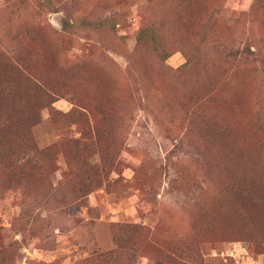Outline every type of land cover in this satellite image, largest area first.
Returning <instances> with one entry per match:
<instances>
[{
    "label": "rangeland",
    "instance_id": "374dc122",
    "mask_svg": "<svg viewBox=\"0 0 264 264\" xmlns=\"http://www.w3.org/2000/svg\"><path fill=\"white\" fill-rule=\"evenodd\" d=\"M2 53L0 264H264V0H0Z\"/></svg>",
    "mask_w": 264,
    "mask_h": 264
},
{
    "label": "trees",
    "instance_id": "16d2710c",
    "mask_svg": "<svg viewBox=\"0 0 264 264\" xmlns=\"http://www.w3.org/2000/svg\"><path fill=\"white\" fill-rule=\"evenodd\" d=\"M137 42L141 44L149 43L158 57L167 59L166 44L154 26H146L141 29L137 34ZM34 79L23 67L10 60L5 54H0V147H3L9 153L8 160L12 162L10 165H15L17 162V159L15 161L10 157V154H15L11 149L13 141L21 139L26 143L29 140L35 144L32 128L41 120L40 108L37 106L40 101L25 100L26 105L21 107L19 104L20 98L13 96L12 91L19 88L20 84H24L29 90L37 93L36 97H44L45 100H49V95L45 93L42 84ZM25 94L27 96L31 95L29 91ZM49 102L51 104L53 99ZM50 104L46 106L49 107ZM55 113L57 114V112ZM26 144L24 145L26 146ZM21 158L23 156H20ZM20 162L23 164L24 160ZM27 163L29 162L27 161Z\"/></svg>",
    "mask_w": 264,
    "mask_h": 264
}]
</instances>
